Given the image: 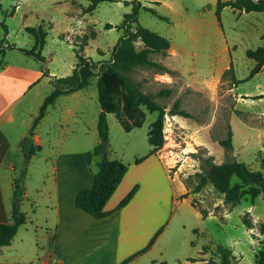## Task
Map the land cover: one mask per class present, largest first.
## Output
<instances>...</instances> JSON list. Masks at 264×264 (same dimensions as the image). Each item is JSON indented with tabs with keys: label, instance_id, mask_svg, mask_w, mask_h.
<instances>
[{
	"label": "rangeland",
	"instance_id": "374dc122",
	"mask_svg": "<svg viewBox=\"0 0 264 264\" xmlns=\"http://www.w3.org/2000/svg\"><path fill=\"white\" fill-rule=\"evenodd\" d=\"M132 1H104L86 13L91 0H0V23L8 30L6 36L0 24V62L38 63L13 46L32 49L35 40L25 28L42 25L48 31L42 52L46 63H38L43 70L48 68L59 78L70 75L78 62L77 50L103 66L111 60L123 34L119 26L132 10L126 2ZM140 1L167 18L160 20L145 10L139 13L142 26L170 40L166 54L150 55L169 72L139 67L130 77L166 112L161 155L169 174L182 187L181 199L190 202L177 208L155 252L168 264H222V248H228L231 264H257V255L264 250V194L254 200L246 196L231 207L212 185L198 187L209 169L208 161H238L264 174V69L249 81L236 83L248 78L256 64L248 58V51L264 48V12L245 13L226 7L219 20L218 0ZM85 40L87 45L81 51ZM136 45L142 47L141 43ZM52 89L47 83L29 99L25 118L31 120V114H39ZM165 90L170 93L162 94ZM176 104V110L187 116L170 114ZM49 111L38 129L45 143L63 142L62 150L69 153L88 156L93 152L99 142L101 112L97 79L76 95L60 97ZM141 111L142 128L131 132L125 131L117 115H107L110 159L127 164L149 149L147 134L158 112L150 113L145 107ZM122 119L133 124L125 116ZM229 130L233 133L232 149L220 144ZM52 150L46 148L43 156L55 154L56 149ZM35 170L40 169L34 166Z\"/></svg>",
	"mask_w": 264,
	"mask_h": 264
},
{
	"label": "crops",
	"instance_id": "0c3cea01",
	"mask_svg": "<svg viewBox=\"0 0 264 264\" xmlns=\"http://www.w3.org/2000/svg\"><path fill=\"white\" fill-rule=\"evenodd\" d=\"M38 63L0 62V223H12V197L22 168L20 211L26 216L12 243L0 247V264H168L155 252L157 245L177 208L190 202L181 199L182 187L169 174L161 150L149 155L150 146L127 163L126 175L106 204L105 217L95 218L78 209L77 194L93 186L97 160L93 152L88 156L69 153L62 150L63 142H44L38 129L56 103L30 134L37 115L31 114V120L24 117L29 114L26 103L52 77L59 78L50 70L44 76ZM26 136L34 140L28 157L22 151ZM46 148L56 149L55 154L43 156ZM34 166L40 170L32 171ZM134 189L132 199L119 208ZM185 258L189 263V257Z\"/></svg>",
	"mask_w": 264,
	"mask_h": 264
},
{
	"label": "trees",
	"instance_id": "16d2710c",
	"mask_svg": "<svg viewBox=\"0 0 264 264\" xmlns=\"http://www.w3.org/2000/svg\"><path fill=\"white\" fill-rule=\"evenodd\" d=\"M104 1L113 0H91L85 12L94 11L98 4ZM126 5H132V10L125 14L124 20L119 26L123 29V34L114 47L111 60L100 66L98 62L85 57L77 50L76 58L78 62L72 73L66 77H52L50 81L53 87L52 92L45 98L30 130V134H32L35 127L45 116L48 107L54 105L60 97L86 90L91 86L92 81L97 79L101 112L97 124L99 142L93 149V155L97 160L98 171L95 174L93 186L88 189H81L76 197L77 208L95 218H103L107 215L105 211L106 204L128 171L127 164L109 158L110 144L107 115H117L125 131L131 132L134 128H142L144 119V114L141 111L142 107H145L150 113L158 112V118L151 125L147 134L148 143L151 146L149 155L157 154L165 144L163 121L166 112L164 108L156 103L153 95L142 91L140 83L133 81L130 74L139 67H151L169 72L166 66L152 61L150 55L152 53L166 54L171 48L170 40L142 26L139 23V13L141 10H145L160 20H167V18L158 14L153 8L143 6L140 0L126 2ZM226 7L245 13L264 12V0H218L216 15L219 20L222 10ZM0 24L4 27L7 36V26L4 23ZM107 27L108 29L112 28L110 25H107ZM25 31L34 37L35 42L32 49L28 50L14 46L13 49L26 56L33 57L39 62L46 63V58L42 55V52L46 46L48 31L42 25L26 27ZM137 43H141L142 47L140 49L137 48ZM86 45L87 40L80 44V50L82 51ZM247 56L254 60L256 64L248 78L236 83L249 81L260 73L264 67V48L248 51ZM43 74L49 76L48 69H44ZM169 93L170 90H165L162 94L168 95ZM176 108L177 104L174 110L170 111L171 115L187 116L186 112L176 110ZM123 116L133 121V124L129 125L124 122ZM220 144L226 149L233 148V133L231 130L228 131L227 138L220 141ZM31 154H33V150L29 156ZM146 157L137 159L136 163H141ZM207 164L209 169L202 175L198 189L207 184L212 185L217 192L224 195L226 205L236 207L246 196H250L254 200L264 194V174L261 171H253L246 164L238 161L221 164L208 161ZM24 178L25 170L22 168L19 177L15 181L16 187L12 197V223H0V247L10 245L19 227L26 221L25 214L20 211V201L24 192ZM234 179L238 182L234 183ZM135 192L136 189L121 202L119 208L124 207L132 199ZM261 230L264 231V223L261 225ZM222 252V264H231V251L228 248H222ZM257 264H264V250H261L257 255Z\"/></svg>",
	"mask_w": 264,
	"mask_h": 264
},
{
	"label": "water",
	"instance_id": "95a60500",
	"mask_svg": "<svg viewBox=\"0 0 264 264\" xmlns=\"http://www.w3.org/2000/svg\"><path fill=\"white\" fill-rule=\"evenodd\" d=\"M33 144H34V140H33L32 137L26 136L24 138V140H23V146H22V151H23L24 157H28L29 156V154L32 151Z\"/></svg>",
	"mask_w": 264,
	"mask_h": 264
},
{
	"label": "built area",
	"instance_id": "2783aa9c",
	"mask_svg": "<svg viewBox=\"0 0 264 264\" xmlns=\"http://www.w3.org/2000/svg\"><path fill=\"white\" fill-rule=\"evenodd\" d=\"M58 262V261H57Z\"/></svg>",
	"mask_w": 264,
	"mask_h": 264
}]
</instances>
